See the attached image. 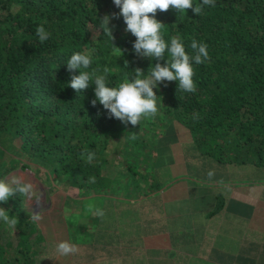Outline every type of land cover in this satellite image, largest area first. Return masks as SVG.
<instances>
[{
  "label": "trees",
  "instance_id": "trees-1",
  "mask_svg": "<svg viewBox=\"0 0 264 264\" xmlns=\"http://www.w3.org/2000/svg\"><path fill=\"white\" fill-rule=\"evenodd\" d=\"M113 13L119 8L112 0H0V179L20 156L48 167L58 185L93 192L111 183L126 146L160 148L159 137L176 138L209 162L264 169V0H216L199 16L157 10L166 42L178 36L192 55L195 39L208 45L210 59L193 63L195 93L177 92L175 81L158 84L163 107L136 126L109 118L99 103L93 107L92 82L80 92L68 87L78 73H69L66 62L86 49L92 56L86 71L105 75L109 86L136 68L164 66L134 53L135 37L122 17L109 24L122 55L112 47L99 19ZM41 24L50 33L43 43L36 35ZM85 149L96 155L91 163L81 156ZM22 199L17 193L0 204L19 221L15 229L0 222V264H44L38 249L49 229L28 218Z\"/></svg>",
  "mask_w": 264,
  "mask_h": 264
},
{
  "label": "crops",
  "instance_id": "crops-1",
  "mask_svg": "<svg viewBox=\"0 0 264 264\" xmlns=\"http://www.w3.org/2000/svg\"><path fill=\"white\" fill-rule=\"evenodd\" d=\"M163 141L126 146L111 183L93 192L52 181L37 222L49 229L38 249L41 259L49 253L45 264H264V169L209 162L176 138ZM62 240L78 251L58 254Z\"/></svg>",
  "mask_w": 264,
  "mask_h": 264
},
{
  "label": "clouds",
  "instance_id": "clouds-1",
  "mask_svg": "<svg viewBox=\"0 0 264 264\" xmlns=\"http://www.w3.org/2000/svg\"><path fill=\"white\" fill-rule=\"evenodd\" d=\"M112 2L119 8V13H113L111 16L106 14L99 19L101 29L110 37L112 47L122 55L121 50L112 44L113 29L109 27L111 19L122 17L126 25L124 31L135 37L132 45L134 53L150 60H163L164 66L159 62L154 66L149 64L146 73L136 68L132 71L134 73L132 77L122 79L115 86H109L105 75H98L95 70L86 71L92 64V56L86 49L84 52H74L66 62L69 73H78L70 75L68 87L80 92L88 89L92 82L94 84L92 106L95 107L99 103L107 111L109 118L117 119L124 125L136 126L142 120L154 119L163 107L162 97H158L154 91L158 84L167 87L164 82L175 81L177 92L195 93L197 86L193 79L195 75L193 63L200 65L210 59L208 45L195 39L190 44L192 55L188 54L178 36H173L170 42H166L161 34L165 25L155 19L157 10L166 12L172 8L178 13L185 14V10L191 9L194 15L199 16L206 6L215 7L216 0H199L195 3L194 0H112ZM36 35L41 43L50 38V33L42 24L36 28ZM166 52L168 59H165ZM124 67L128 68L127 62ZM130 135L135 139L134 134ZM81 156L87 163H91L96 158L95 153L88 149L82 151ZM207 175L211 179L214 172L209 171ZM90 180L94 182V178ZM17 193L35 201L37 206L43 196L30 179L22 181L18 175H11L7 180L0 179V204H6L9 198ZM89 211H93L92 206H89ZM42 213L43 209L30 212L32 221L39 222L43 218ZM93 214L103 217L105 213L102 209L95 208ZM0 222L12 229H15L19 223L16 216H10L2 207H0ZM56 251L61 256H67L75 254L78 248L69 241L62 240L57 242Z\"/></svg>",
  "mask_w": 264,
  "mask_h": 264
},
{
  "label": "rangeland",
  "instance_id": "rangeland-1",
  "mask_svg": "<svg viewBox=\"0 0 264 264\" xmlns=\"http://www.w3.org/2000/svg\"><path fill=\"white\" fill-rule=\"evenodd\" d=\"M152 121L153 120H151V122ZM17 157H18L17 161H19V163H17L13 168L11 167L8 170L2 172L4 174L2 175L1 179L5 178V180H7V178L11 175H18L22 181L25 179H30L33 182V184L37 186V189L39 190V192L43 193L39 206H37L35 201L28 199L27 197L22 195V198H23L22 207L28 213L27 214L28 218H31L30 212H32L35 209V207L37 208V210H39V209L44 208L48 204V200L51 195V192L49 191L53 189V185H54L53 184L54 175L48 167H45L41 163L38 164L37 162H30V161L24 160L20 156H17ZM132 170H136V168H132ZM78 194L79 193L77 192L76 197H80V195ZM84 204H87V202H85ZM48 207H49V204H48ZM43 252H46V251L43 250ZM48 256H49V253H47L46 256L42 258V261L44 264L46 262L50 263L51 258H49ZM40 262L41 260L39 259V260H36L34 264H39Z\"/></svg>",
  "mask_w": 264,
  "mask_h": 264
}]
</instances>
